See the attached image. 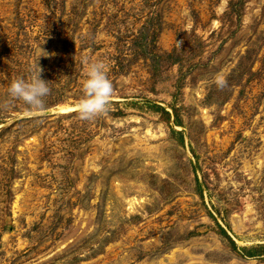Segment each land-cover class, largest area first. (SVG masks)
<instances>
[{
  "label": "rangeland",
  "instance_id": "374dc122",
  "mask_svg": "<svg viewBox=\"0 0 264 264\" xmlns=\"http://www.w3.org/2000/svg\"><path fill=\"white\" fill-rule=\"evenodd\" d=\"M0 264H264V0H0Z\"/></svg>",
  "mask_w": 264,
  "mask_h": 264
},
{
  "label": "clouds",
  "instance_id": "9594fccd",
  "mask_svg": "<svg viewBox=\"0 0 264 264\" xmlns=\"http://www.w3.org/2000/svg\"><path fill=\"white\" fill-rule=\"evenodd\" d=\"M179 45V42H177ZM44 52V51H43ZM46 56L48 55L44 52ZM81 63L86 65V78L83 81V95L76 105L78 115L82 119L104 113L109 105L112 95V83L106 75V65L103 60H90L81 57ZM42 69L36 62L26 77H18L8 86V95L11 98L24 102L31 111H44V98L50 92L49 82L41 78ZM222 78L217 76V84L223 86Z\"/></svg>",
  "mask_w": 264,
  "mask_h": 264
},
{
  "label": "water",
  "instance_id": "95a60500",
  "mask_svg": "<svg viewBox=\"0 0 264 264\" xmlns=\"http://www.w3.org/2000/svg\"><path fill=\"white\" fill-rule=\"evenodd\" d=\"M50 112L59 113L60 111L58 110V108H56L55 110H51Z\"/></svg>",
  "mask_w": 264,
  "mask_h": 264
},
{
  "label": "trees",
  "instance_id": "16d2710c",
  "mask_svg": "<svg viewBox=\"0 0 264 264\" xmlns=\"http://www.w3.org/2000/svg\"><path fill=\"white\" fill-rule=\"evenodd\" d=\"M248 253L250 254V250L248 251Z\"/></svg>",
  "mask_w": 264,
  "mask_h": 264
}]
</instances>
